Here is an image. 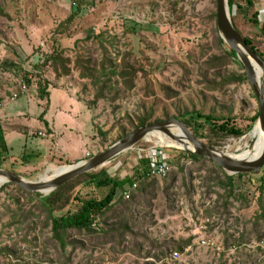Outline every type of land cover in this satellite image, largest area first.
<instances>
[{
	"label": "rangeland",
	"instance_id": "rangeland-1",
	"mask_svg": "<svg viewBox=\"0 0 264 264\" xmlns=\"http://www.w3.org/2000/svg\"><path fill=\"white\" fill-rule=\"evenodd\" d=\"M238 3L236 15L259 12L264 22V0ZM216 15L217 0H0V98L32 77L28 94L0 112L8 147L0 169L36 180L107 150L146 115L151 123L176 118L208 146L240 154L259 105L249 80L235 77L245 70L221 39ZM241 29L264 55L259 28ZM55 53L70 59V75L57 76L48 61ZM223 123L243 135L214 127ZM157 141L151 136L95 171L140 187L130 200L119 189L94 231L72 229L63 241L39 198L14 183L1 186L0 264H264L260 175L235 180L242 197H230L215 163L165 147L169 177L148 178L136 148L161 147ZM78 183L56 215L76 212L77 197L101 200L110 191Z\"/></svg>",
	"mask_w": 264,
	"mask_h": 264
},
{
	"label": "water",
	"instance_id": "water-1",
	"mask_svg": "<svg viewBox=\"0 0 264 264\" xmlns=\"http://www.w3.org/2000/svg\"><path fill=\"white\" fill-rule=\"evenodd\" d=\"M217 28L224 43L236 53L235 59L244 68L246 77L251 83L258 101L259 117L251 134L255 137L258 130H262L264 134V80L262 83L258 81L257 71L254 66L256 64L264 72V58L247 44L237 29L232 20L229 0H217ZM154 132H161L168 139L175 141L177 144L184 145L183 148L177 146L168 148H178L185 152L196 154L215 163V165L230 176L242 173L260 175L264 169V146L262 153L256 158H236L234 154L208 146L202 140L195 137L181 121L173 118L167 121L153 122L145 127H139L110 146L107 150L75 164L60 167L64 171L58 175H52L49 181H45L44 179V176L47 174L36 180H29L4 169H0V180L3 181V185L14 183L27 192L48 196L69 181L105 167L116 157L133 150L141 141L148 140ZM254 142L253 140L251 145Z\"/></svg>",
	"mask_w": 264,
	"mask_h": 264
},
{
	"label": "trees",
	"instance_id": "trees-1",
	"mask_svg": "<svg viewBox=\"0 0 264 264\" xmlns=\"http://www.w3.org/2000/svg\"><path fill=\"white\" fill-rule=\"evenodd\" d=\"M246 2L248 3L249 6H255V0H246ZM229 5H230L233 20L237 28L239 29V32L242 34V36L244 34L241 28H245V27L252 25V26H255L256 28H259L260 34H262L264 37V22L262 24L260 23V20H259L260 13L259 12H255L251 18L247 19L246 16L235 14V8L237 7L241 9L244 8L242 4L238 3V0H229ZM215 17L217 18V15ZM72 19L73 18H70L69 20H72ZM245 20H248V21L245 22ZM243 37L246 40L247 44L250 45V47L256 53H258L264 58V55L260 53V51L255 47L253 41L246 36H243ZM231 54L233 56L236 55V53L233 50L231 51ZM48 61L53 65V70L57 73L58 77H61L63 75H66V76L70 75L71 68L68 66V64H70V59H64L61 54L55 53L48 57ZM235 77L237 78L238 81H248V78L246 77V73H243L242 75H237ZM42 90H43V94H46L45 88H42ZM258 117H259V112L253 117L252 121L255 123L258 120ZM205 118L208 122L215 120L213 115H208ZM151 122H152L151 116H147V115L142 116L139 118V123L136 127L137 128L145 127L149 125ZM185 124L189 125V122H185ZM214 127L216 129L218 128V130H220L222 133H228L234 136L243 135L242 130L236 129L235 127H231L229 129V125L226 123H223L221 125H214ZM252 129H253V126L250 127V131H252ZM100 132L102 131L100 130ZM194 134L196 136L201 137V135H199V131H195ZM2 145H3V139L0 140L1 148H2ZM184 154L188 156V158H191L193 160L203 159L202 157L196 154H191L188 152H185ZM2 159H3V156L0 155V161ZM147 161L148 160L144 159L143 161L144 164L148 165ZM223 173H224L226 180L225 182L223 181L222 182L228 183L230 197H238V199H240L242 195L240 193H237L235 190V186H234L235 180H237L238 178L239 179L244 178L246 176H255V177L258 176V175H255L254 173H242V174H238L234 176H230L224 171ZM257 178H258V182L260 183V191L263 193L264 192V169L262 170L260 176H258ZM77 182H79L78 184H80L81 186L82 185H97L98 187H110V191L107 194V196L101 200L96 199V198L81 199V198L75 197L76 200L81 204L80 208L76 212L68 211L67 214L60 215V216L56 215L57 210L64 209L70 203L72 191H74V189H76L78 186L76 185ZM132 183H133L132 179L128 177L122 180H115L114 178H111L109 176L108 171L104 168L99 172H95V171L89 172V173L82 175L81 177L76 178L73 181H69L68 183L64 184L63 186H61L60 188H58L56 191H54L48 196L34 195V194H31V195L39 198L42 204L48 209L50 213V220H51L52 230L54 232V235L58 240L63 241L64 235L69 230H72V229L87 230L89 232L94 231L95 230L94 224L97 220L100 219V215L103 214L105 211L109 210L114 205L116 198H117V191L119 189H124V187L127 184H132ZM19 188L23 190L20 186ZM261 218L264 219V212L261 214ZM184 247L185 245L184 246L182 245L178 249L180 251H183Z\"/></svg>",
	"mask_w": 264,
	"mask_h": 264
},
{
	"label": "built area",
	"instance_id": "built-area-1",
	"mask_svg": "<svg viewBox=\"0 0 264 264\" xmlns=\"http://www.w3.org/2000/svg\"><path fill=\"white\" fill-rule=\"evenodd\" d=\"M30 78H32L30 76ZM29 78V79H30ZM29 79H20L19 80V92H11L9 95H7L4 98H0V112L5 106V104L9 101H15L17 100L20 95H26L28 94V83ZM2 130H3V124L0 120V140L2 139ZM40 136L45 137L46 135L44 133H40ZM148 141V140H146ZM165 147H151L149 149H144L141 147H137L136 150L138 151V154L146 158L148 160V167L146 172V177L148 178H158V179H166L169 177L171 171H172V165L170 163V157L165 153ZM142 157V158H143ZM140 187V180H134L132 184H129L128 186L124 187L122 198L125 200H130L133 196V193L138 190ZM209 222V220H207ZM100 220H97L94 224V227L99 225ZM202 244L205 246H211L215 245V243L210 239H202ZM174 258H178L180 254L178 252H174L173 254Z\"/></svg>",
	"mask_w": 264,
	"mask_h": 264
},
{
	"label": "bare ground",
	"instance_id": "bare-ground-1",
	"mask_svg": "<svg viewBox=\"0 0 264 264\" xmlns=\"http://www.w3.org/2000/svg\"><path fill=\"white\" fill-rule=\"evenodd\" d=\"M255 69L257 71V79L260 83L263 82L264 80V72L261 68H259L256 64H254ZM178 132V131H177ZM259 132V133H258ZM256 136L254 137L252 134L250 135V139H251V143L254 140V144L251 145L250 142L246 143V149L243 150L240 154H234L236 158H243V157H250V158H256L258 157L262 151H263V146H264V134L262 132V130H258ZM179 134V133H178ZM181 135V133H180ZM154 137H156V139L158 140L157 143L160 146H166V147H172V146H177L179 148H183L184 145L182 144H177L175 141H172L170 139H168V137H166L163 133L161 132H154V134L152 135ZM238 139V138H237ZM241 139V138H239ZM232 147V146H231ZM225 148V147H224ZM228 149V148H227ZM227 151V150H226ZM64 170L59 168H55V167H50L47 172H46V176H44L45 181H49L52 178V175H58L61 172H63ZM39 177V176H38ZM3 185V181L0 180V187Z\"/></svg>",
	"mask_w": 264,
	"mask_h": 264
},
{
	"label": "crops",
	"instance_id": "crops-1",
	"mask_svg": "<svg viewBox=\"0 0 264 264\" xmlns=\"http://www.w3.org/2000/svg\"><path fill=\"white\" fill-rule=\"evenodd\" d=\"M9 95V94H8ZM78 100V102L80 103V102H83V101H81V100H79V99H77ZM4 108V107H3ZM67 117H68V115H67ZM0 120H1V122H2V124H3V130H2V139H3V145H2V148L0 147V151L1 152H4L6 149H7V151H8V147H7V145H6V134H5V129H6V121L3 119V118H0ZM40 133H44V132H42V131H40L39 132V135H40ZM53 132H50L49 133V135L48 134H46V133H44L46 136H45V138H47V139H49V138H51V137H53V134H52ZM43 137V136H42ZM50 151V150H49ZM46 153H48L47 154V156L49 155V152H46ZM129 184H127L126 186H128ZM125 186V187H126Z\"/></svg>",
	"mask_w": 264,
	"mask_h": 264
}]
</instances>
